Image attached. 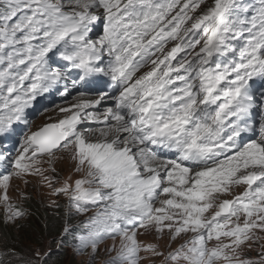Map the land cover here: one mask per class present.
<instances>
[{"label":"snow or ice","instance_id":"6c2138e0","mask_svg":"<svg viewBox=\"0 0 264 264\" xmlns=\"http://www.w3.org/2000/svg\"><path fill=\"white\" fill-rule=\"evenodd\" d=\"M52 96L0 264H264V0H0V138Z\"/></svg>","mask_w":264,"mask_h":264},{"label":"rangeland","instance_id":"374dc122","mask_svg":"<svg viewBox=\"0 0 264 264\" xmlns=\"http://www.w3.org/2000/svg\"><path fill=\"white\" fill-rule=\"evenodd\" d=\"M48 113L43 115L42 117H40L33 125V130H36V128H38L39 126H41L42 124H44L46 122V117H47ZM58 170H61V175L62 176H66L69 174V169H68V165L67 163L65 164H58ZM13 183V188L16 187V185H19L20 187V190H26L28 192H31L33 193V196H34V200L35 201H38L39 200V197L35 195V189L33 187H29L27 189L24 188V185L22 182L18 181V180H13L12 181ZM34 183V182H33ZM17 193L16 191H13L12 192V195L15 196ZM256 251H258V249H254L252 252H251V255L252 256H255L256 255ZM72 259V256H71V253L70 252H67V253H62L61 254V259L57 262V261H54L55 264H69V262L71 261Z\"/></svg>","mask_w":264,"mask_h":264},{"label":"trees","instance_id":"16d2710c","mask_svg":"<svg viewBox=\"0 0 264 264\" xmlns=\"http://www.w3.org/2000/svg\"><path fill=\"white\" fill-rule=\"evenodd\" d=\"M60 259H61V255H59V256H57V257H53V260H54V261H57V262H58Z\"/></svg>","mask_w":264,"mask_h":264}]
</instances>
